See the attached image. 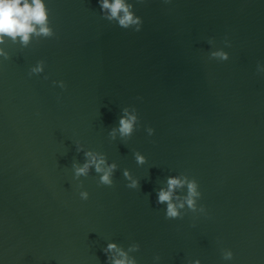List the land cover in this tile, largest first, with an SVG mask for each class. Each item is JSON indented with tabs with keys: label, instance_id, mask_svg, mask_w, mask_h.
<instances>
[{
	"label": "water",
	"instance_id": "1",
	"mask_svg": "<svg viewBox=\"0 0 264 264\" xmlns=\"http://www.w3.org/2000/svg\"><path fill=\"white\" fill-rule=\"evenodd\" d=\"M125 2L139 31L44 0L53 37L0 43V264H264V0Z\"/></svg>",
	"mask_w": 264,
	"mask_h": 264
},
{
	"label": "clouds",
	"instance_id": "2",
	"mask_svg": "<svg viewBox=\"0 0 264 264\" xmlns=\"http://www.w3.org/2000/svg\"><path fill=\"white\" fill-rule=\"evenodd\" d=\"M167 2V0H166ZM125 0H101V9H107L110 12L108 19H117L118 24L122 28H129L132 25H137L134 29L139 31L141 20L138 16L130 10ZM49 12L45 7L44 0H0V43L3 42L5 37H10L12 40L20 39L21 43L27 45L32 35L43 36L46 38L53 37L55 32L49 27ZM215 56H220L223 59H227V55L222 52L214 53ZM0 56L7 59V54L3 49H0ZM43 70L42 64H38L37 67L31 69L32 73H39ZM135 117L125 118L121 117L119 122V131L122 136L130 135L133 131V123ZM115 129H113V133ZM87 157H90L83 166L75 167V176H87L89 167L94 165L97 173H102L99 179V183L102 185L112 186L113 181L111 178L112 171L115 165H110L105 168V159L101 156L99 159L93 153L87 152ZM143 157L137 154L138 163H143ZM130 179V177H129ZM183 184V181L176 177H170L168 179V189H161L158 194L159 203H168L166 218H175L178 216L177 207L172 203V191L175 187ZM137 182L132 180L131 184L127 187L135 188ZM189 198L188 204L190 207L194 206V202L191 199L196 194L195 184L189 183ZM80 196L82 199L87 200L89 193L87 191H81ZM183 207V205H180ZM114 243H109L108 250L116 249ZM120 256L122 258H114L113 264H135L134 261L128 260L126 254L121 250ZM232 253L226 254L225 258L230 259ZM199 264V262H197Z\"/></svg>",
	"mask_w": 264,
	"mask_h": 264
}]
</instances>
